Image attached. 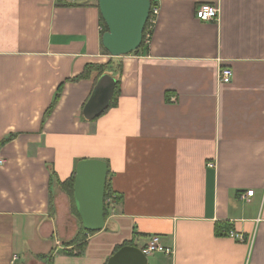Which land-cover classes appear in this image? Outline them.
<instances>
[{
	"label": "crops",
	"instance_id": "obj_1",
	"mask_svg": "<svg viewBox=\"0 0 264 264\" xmlns=\"http://www.w3.org/2000/svg\"><path fill=\"white\" fill-rule=\"evenodd\" d=\"M95 3L0 0V264H106L153 235L174 254L147 264H264V0H157L149 44L119 57ZM111 57L117 103L86 119L98 72L69 79ZM84 158L107 163L116 200L79 252L59 183Z\"/></svg>",
	"mask_w": 264,
	"mask_h": 264
},
{
	"label": "water",
	"instance_id": "obj_2",
	"mask_svg": "<svg viewBox=\"0 0 264 264\" xmlns=\"http://www.w3.org/2000/svg\"><path fill=\"white\" fill-rule=\"evenodd\" d=\"M107 27L101 44L112 57L130 54L142 43L143 30L150 10V0H97ZM116 78L103 73L97 80L82 113L93 119L105 111L113 96ZM73 200L82 227L88 232L104 228V191L108 175L107 163L100 159H80L75 166ZM106 264H147L141 248L123 245Z\"/></svg>",
	"mask_w": 264,
	"mask_h": 264
},
{
	"label": "trees",
	"instance_id": "obj_3",
	"mask_svg": "<svg viewBox=\"0 0 264 264\" xmlns=\"http://www.w3.org/2000/svg\"><path fill=\"white\" fill-rule=\"evenodd\" d=\"M154 1L155 0H150L151 5L154 4ZM67 4H69V3H67ZM95 6H98L97 3H95ZM100 19H101V23H102V31H101V36H102V34L107 30V27H106L102 17ZM147 25H148V21H146V24H145V27H144V30H143L141 46L137 50L132 52V53H136L140 48L145 46V44H144V32H145V30L147 28ZM102 49H103V51L106 54H108V52L104 49L103 46H102ZM111 59H112V57L110 58V60L108 62L103 63V64H88L87 66H85L84 70L79 75H77L76 77H74L72 79H69V80H77V79H81V78H88L93 71H97L98 72V76H97V79H98L103 73H105V71H107V68H111V66H112L111 65V63H112ZM115 67L119 68L120 65L116 64ZM97 79H96V81H97ZM96 81H95V84H96ZM62 86H63V83L59 84V86L57 87L56 92L54 94L53 101L50 104L49 108L47 109L45 115H48L52 111L54 106L56 105V103H57V101H58V99H59V97L61 95ZM118 93H119V80L116 79V83H115V87H114V91H113V96L111 98L109 107H113V106L116 105L117 99H118ZM3 142H4V140L0 141V145ZM74 176H75V172L73 171L72 174L67 179H65V180H63V181H61L59 183V187H60V189L63 192H65L67 194L68 199H69V203H70V208L78 216V214L76 212V209H75V206H74V200H73ZM109 198H112V200L114 202L116 200V195L113 192V190L111 189L110 183L108 182V180H106L105 191H104V216H105V218L107 217L108 212H109V208H110V204L108 202ZM78 220H79L78 231H77L76 235L73 237V239L70 240L69 242H67L66 244L67 245H75L76 244L77 249L80 252L86 246V236H87V234H93V233H96V232H88V231H86L81 225L79 216H78ZM123 245H131V242L123 243L122 245L116 247L115 251L118 250ZM39 258L42 260V262L44 264H54L53 263V250L48 252L47 254H41L39 256Z\"/></svg>",
	"mask_w": 264,
	"mask_h": 264
},
{
	"label": "built area",
	"instance_id": "obj_4",
	"mask_svg": "<svg viewBox=\"0 0 264 264\" xmlns=\"http://www.w3.org/2000/svg\"><path fill=\"white\" fill-rule=\"evenodd\" d=\"M65 3H74L76 0H63ZM159 14V6L157 0L154 1V4L150 6L148 14V25L144 32V44L148 45L151 39V34L153 32L157 17ZM219 15V7L215 4H201L195 11V16L201 21H215ZM233 72L231 68L223 67L219 70L218 73V82L221 84H227L231 82ZM4 160L0 159V164H3ZM253 190H248L247 192L240 194L241 198L252 196ZM109 204L113 203L112 198L108 199ZM228 236L242 240L243 236L240 233L229 231ZM142 252L147 256L154 253H163L168 256L174 254V248L168 247L162 244L160 237L157 235L150 236L146 244L141 248Z\"/></svg>",
	"mask_w": 264,
	"mask_h": 264
},
{
	"label": "rangeland",
	"instance_id": "obj_5",
	"mask_svg": "<svg viewBox=\"0 0 264 264\" xmlns=\"http://www.w3.org/2000/svg\"><path fill=\"white\" fill-rule=\"evenodd\" d=\"M95 2L97 3V0H95Z\"/></svg>",
	"mask_w": 264,
	"mask_h": 264
}]
</instances>
